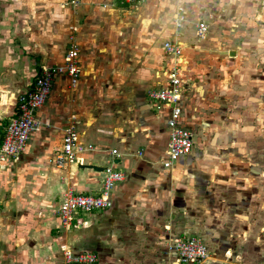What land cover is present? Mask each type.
Instances as JSON below:
<instances>
[{"label":"rangeland","instance_id":"374dc122","mask_svg":"<svg viewBox=\"0 0 264 264\" xmlns=\"http://www.w3.org/2000/svg\"><path fill=\"white\" fill-rule=\"evenodd\" d=\"M249 1L141 0L129 7L119 0L60 2L73 14L66 50L72 42L81 52L80 26L102 42L79 77L85 84L78 105L98 123H114L129 105L130 112L144 114L140 104L118 97L145 100L161 79L160 44L175 36L182 44V113L193 148L176 185L172 172L168 176L174 191L166 212L177 230L164 247L176 257L172 245L179 235L197 237L209 253L199 264H257L264 257V6ZM177 14L183 21L175 29ZM197 20L208 26L201 40L193 34ZM129 38L137 54L123 57Z\"/></svg>","mask_w":264,"mask_h":264},{"label":"crops","instance_id":"0c3cea01","mask_svg":"<svg viewBox=\"0 0 264 264\" xmlns=\"http://www.w3.org/2000/svg\"><path fill=\"white\" fill-rule=\"evenodd\" d=\"M62 1L0 0V142L4 125L15 114L16 94L31 89L40 66L63 61L73 14L69 7L61 6ZM246 5L264 6V0H251ZM79 28L80 77L82 67L92 64L91 54L96 55L95 49L102 42H94ZM126 43L123 57L136 55V48L129 47L130 38ZM162 44L161 79L152 88L167 85L165 72L171 58L164 54ZM107 50L109 54L111 47ZM182 70L181 64L180 81ZM84 84V79L78 78L70 88L66 76L55 77L44 105L34 113L39 130L29 136L19 159L0 171V264H62L63 246L73 252L94 253L97 264H180L172 253H165L164 241L177 230L170 225L173 214L167 216L166 210L172 203L168 197L178 180L179 166L192 152L193 139L190 152L178 158L170 170L163 169L160 163L167 140V108L155 110L139 95H122L118 99L134 102L133 106L140 104L143 116L130 112V105H123L120 109L125 106L128 112L119 110L122 115L117 121L101 119L98 123L78 105L82 93L79 89ZM183 91L181 81L178 124L192 132L183 118ZM69 127L77 134V147L91 150L78 153L75 166L57 168L54 155ZM112 150L117 156L111 155ZM139 150L141 157L125 155ZM78 165L111 167L123 174V180L111 190L109 209L78 213L63 229L56 217L62 195L67 191L97 195L103 178L102 172L80 169ZM171 172L174 184L168 180ZM181 186L177 188L184 189Z\"/></svg>","mask_w":264,"mask_h":264},{"label":"built area","instance_id":"2783aa9c","mask_svg":"<svg viewBox=\"0 0 264 264\" xmlns=\"http://www.w3.org/2000/svg\"><path fill=\"white\" fill-rule=\"evenodd\" d=\"M141 0H119L120 4L135 5ZM174 19V28L181 26L183 17L177 14ZM207 25L203 20L194 24V33L202 39L207 33ZM162 50L171 58V63L165 72L167 85L163 88H152L146 92V99L155 110L167 108L166 119L167 140L164 159L160 165L169 169L178 158L187 155L192 147L193 133L181 127L179 123L181 109L178 101L181 94L180 67L182 64V46L177 40L164 41ZM77 49L70 42L64 53L63 61L59 65L40 66L28 91L18 92L15 98V114L4 125L0 142V171H3L9 162H15L24 152L29 136L39 130L40 123L35 120L34 113L45 103L52 86L58 75L68 79V85L73 88L79 78L77 63ZM43 125H47L43 123ZM77 147V134L71 127L67 128L61 139V146L55 153L53 163L57 168L77 164L76 155L82 151ZM111 155L117 156L114 150ZM103 178L97 195H83L67 191L62 195L56 209V217L63 229H67L78 213L91 214L111 207L110 194L113 187L123 180V174L111 167H105ZM173 252L180 264H199L207 259V250L202 241L194 236L177 238L172 245ZM62 264H97L94 253L79 251L73 252L65 246L62 247ZM257 264H264V257Z\"/></svg>","mask_w":264,"mask_h":264},{"label":"water","instance_id":"95a60500","mask_svg":"<svg viewBox=\"0 0 264 264\" xmlns=\"http://www.w3.org/2000/svg\"><path fill=\"white\" fill-rule=\"evenodd\" d=\"M229 55L232 56L233 53L231 52ZM78 168H80V169L86 168V169H90L94 172H99V173L103 172V170H104L103 167H94V166H86V165H78Z\"/></svg>","mask_w":264,"mask_h":264}]
</instances>
